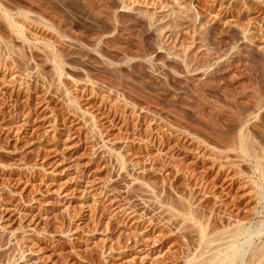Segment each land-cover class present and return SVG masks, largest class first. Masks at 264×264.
Here are the masks:
<instances>
[{
	"label": "rangeland",
	"instance_id": "1",
	"mask_svg": "<svg viewBox=\"0 0 264 264\" xmlns=\"http://www.w3.org/2000/svg\"><path fill=\"white\" fill-rule=\"evenodd\" d=\"M263 152L264 0H0V264H250Z\"/></svg>",
	"mask_w": 264,
	"mask_h": 264
},
{
	"label": "bare ground",
	"instance_id": "2",
	"mask_svg": "<svg viewBox=\"0 0 264 264\" xmlns=\"http://www.w3.org/2000/svg\"><path fill=\"white\" fill-rule=\"evenodd\" d=\"M57 69H60V67H59V65H58V67H57ZM241 143V147H242V150H244L247 146V144H246V142L245 141H241L240 142ZM221 144V143H220ZM237 146H238V144H237ZM246 146V147H245ZM228 147V146H227ZM250 147V146H249ZM230 148V147H229ZM247 150V149H246ZM264 153V152H263ZM264 156V155H263ZM260 160H262V159H260ZM259 162H262V161H259ZM258 162V163H259ZM263 163H264V161H263ZM260 166H261V164H260ZM262 166L264 167V164H262ZM261 166V167H262ZM261 167H259V168H261ZM262 170V172H263V176H264V168H262L261 169ZM260 170V171H261ZM262 176V177H263ZM190 209V208H189ZM173 216L175 217L176 216V218H177V216H178V214H173ZM184 216H186V218H188V219H192L193 221H196V219L194 218V215H193V211L192 210H188L186 213H185V215ZM170 219V218H169ZM175 221V220H174ZM171 222V221H170ZM196 222H199L198 220L196 221ZM200 229H199V232L201 233V237H202V239L203 240H205L204 239V236H207L208 235V233H207V225H206V227H205V225H203L201 222H200ZM262 228L264 227V224H263V226H261ZM237 229H238V227H237ZM252 229V228H251ZM237 231V230H236ZM242 232L244 231L245 232V234H246V237H245V240L247 239V241L246 242H250L251 240H252V235H253V233H255L254 231H252V230H250V229H245V230H241ZM240 230H239V232H241ZM256 231V230H255ZM233 232V231H232ZM239 232H237L238 234H239ZM235 233V232H234ZM233 233V234H234ZM242 234V233H241ZM244 234V233H243ZM240 235V234H239ZM233 237V236H232ZM235 237V236H234ZM232 238V239H230L231 241L228 243H226V242H224V243H226V245L225 246H223V251H225V254H226V252H230V250H231V252H233V256L235 257V256H237V255H239L240 253H242V252H245L244 251V249H243V247L244 246H239V245H237V242H236V240H237V238L239 239V236H237L236 238ZM230 238V237H229ZM228 238V239H229ZM251 238V239H250ZM250 239V240H249ZM207 241V240H206ZM143 242V241H142ZM208 242H209V240H208ZM140 243V242H139ZM144 243V242H143ZM147 244V243H146ZM149 245V244H148ZM147 245V246H148ZM208 245V244H207ZM143 246H145L144 244H139L138 245V247L140 248V247H142L143 248ZM147 246H145V248H147ZM217 246V245H216ZM211 247V246H210ZM258 248V247H257ZM144 249V248H143ZM142 249V250H143ZM142 250H140V251H142ZM145 250V249H144ZM144 250H143V252H144ZM220 250H222V248H219L217 251L216 250H214L215 252H213L212 254H208L209 256H208V259H209V261H210V259L211 260H213L211 263H215V264H225V262H226V259H228L229 260V257H228V255L226 256V255H224V253H221L220 252ZM233 250V251H232ZM252 252V251H251ZM257 254H256V259L254 260V258L252 259L253 261H251L252 262V264H256L257 263V261H258V263L260 262V260H261V258L262 257H264V248L263 247H261V249H260V247H259V250L257 249ZM255 252V253H256ZM231 254V253H230ZM146 255H148V254H146ZM149 256V255H148ZM231 256V255H230ZM207 257V256H206ZM244 258V257H243ZM231 259H232V257H231ZM231 259L229 260L230 262H231ZM262 259H264V258H262ZM190 260V259H189ZM188 260V261H189ZM193 260V259H192ZM191 260V261H192ZM205 259H203V261H204ZM234 260V259H233ZM251 260V259H250ZM209 261L207 260V263H205V264H210L209 263ZM262 261V260H261ZM190 262V261H189ZM200 262H202V261H200ZM199 262V263H200ZM251 262H250V264H251ZM191 263V262H190ZM190 263H188V264H190ZM202 264V263H201ZM260 264V263H259Z\"/></svg>",
	"mask_w": 264,
	"mask_h": 264
}]
</instances>
